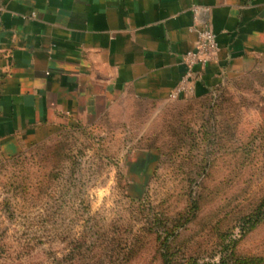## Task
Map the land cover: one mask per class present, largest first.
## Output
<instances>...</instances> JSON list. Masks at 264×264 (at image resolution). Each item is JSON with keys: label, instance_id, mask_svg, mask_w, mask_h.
Instances as JSON below:
<instances>
[{"label": "rangeland", "instance_id": "1", "mask_svg": "<svg viewBox=\"0 0 264 264\" xmlns=\"http://www.w3.org/2000/svg\"><path fill=\"white\" fill-rule=\"evenodd\" d=\"M260 87L222 89L213 112L126 98L94 125L0 151V264H159L168 234L180 261L264 264Z\"/></svg>", "mask_w": 264, "mask_h": 264}, {"label": "crops", "instance_id": "2", "mask_svg": "<svg viewBox=\"0 0 264 264\" xmlns=\"http://www.w3.org/2000/svg\"><path fill=\"white\" fill-rule=\"evenodd\" d=\"M205 23L218 50L188 69ZM260 85L264 124V0H0V151L12 155L76 125L91 126L119 101L210 98Z\"/></svg>", "mask_w": 264, "mask_h": 264}, {"label": "built area", "instance_id": "3", "mask_svg": "<svg viewBox=\"0 0 264 264\" xmlns=\"http://www.w3.org/2000/svg\"><path fill=\"white\" fill-rule=\"evenodd\" d=\"M217 50L218 46L215 35L205 23H202L200 28L196 30L194 50L187 53L184 57V64L188 71L176 91L169 95L170 100L176 99L177 93L185 92L187 90L186 84L191 77V68L194 66L204 68L215 58Z\"/></svg>", "mask_w": 264, "mask_h": 264}, {"label": "trees", "instance_id": "4", "mask_svg": "<svg viewBox=\"0 0 264 264\" xmlns=\"http://www.w3.org/2000/svg\"><path fill=\"white\" fill-rule=\"evenodd\" d=\"M222 89L218 90L216 93H218L219 91H221ZM216 93L214 95H212L210 98H206V99H202V100H197V101H203L205 103H208L209 105V109L213 112L214 111V107H218L217 105H215L214 102V96L216 95ZM224 100H227V99H224ZM225 104H227V101H224ZM219 109V107L217 108ZM227 115V114H226ZM151 227L153 224H150ZM252 225H254V223H252ZM150 227V228H151ZM252 227H250L247 231L251 230ZM173 234L171 235H166V238L162 239V241H160L159 245H158V252H159V257H160V263L159 264H201V263H198V261L194 260V259H187V260H183V261H180L178 258H177V254L179 253L177 251V249L175 251H173L172 247L170 246V244H168L167 240H168V237L169 236H172ZM175 239V238H174ZM157 240H160L157 238ZM174 241V240H172ZM98 246L96 244H91L90 247H89V251L90 252H93ZM101 256H99L97 259L95 258V260L93 259H90V261H88L87 263L85 264H107V262H105L104 260H102L100 258ZM256 262L257 261H260V259H256L255 260ZM252 261H248V260H235V261H231L230 260V256H222L220 257L216 262H210V263H202V264H251ZM109 264H115L113 263V260H109L108 262ZM69 264V263H68Z\"/></svg>", "mask_w": 264, "mask_h": 264}]
</instances>
